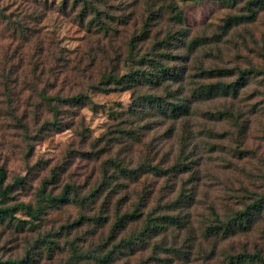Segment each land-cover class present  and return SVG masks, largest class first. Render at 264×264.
<instances>
[{"label": "rangeland", "instance_id": "374dc122", "mask_svg": "<svg viewBox=\"0 0 264 264\" xmlns=\"http://www.w3.org/2000/svg\"><path fill=\"white\" fill-rule=\"evenodd\" d=\"M40 1L45 7L36 15L45 42L51 37L68 53L82 49L94 30L86 28L91 16L81 25L79 10L60 9L68 0ZM117 4L123 12L115 18L113 37L122 73L137 68L139 53L148 49L152 57L172 55L161 62L179 75L170 87L190 113L176 122L139 115L129 137L120 130L128 129V119L114 120L109 112L127 115L131 90L88 89L89 106L73 128L58 133L42 127L52 116L47 109H33L39 102L27 103L25 94L20 97L24 108L19 107L0 88V171L5 173L0 189L9 187L0 207L23 203L32 208V215L20 209L11 220L0 218V261L106 264L104 255L125 239L132 251L122 246L107 264H264V0ZM28 5L27 0H0V9L17 20L30 14ZM151 14V30L131 50L130 40L138 39L142 19ZM169 32L182 34L181 43L163 48L156 42ZM145 92L162 96L146 87L139 94ZM177 161L181 170L171 173ZM68 184L78 198L64 204L45 201L39 191L57 196ZM134 209L138 219L108 240L115 217ZM245 211L250 219L240 224ZM82 216H101L107 223ZM229 224L231 234L207 233L210 226ZM147 226L156 230L139 237Z\"/></svg>", "mask_w": 264, "mask_h": 264}, {"label": "trees", "instance_id": "16d2710c", "mask_svg": "<svg viewBox=\"0 0 264 264\" xmlns=\"http://www.w3.org/2000/svg\"><path fill=\"white\" fill-rule=\"evenodd\" d=\"M28 11L30 14L23 13V17L19 20L12 19L13 16L6 14V9H0V88L3 90V97L8 98L14 96L16 104L23 107L20 103L21 95L28 94L27 103L33 101L39 102L33 107L34 110H40L44 113L47 109L49 115L52 116L51 121L47 120L42 124V127L48 131L61 132L62 130L71 129L76 125L75 118L79 112L87 105L88 89L98 90L102 93L108 94L119 89L131 90L132 107L129 113L124 114L119 110L112 109L109 115L112 119L121 116L126 117L128 129L121 128L122 134L129 137L133 136V127L136 122V117L139 115H153L160 116L163 119L176 122L180 118L187 116L189 111L188 103L181 101L177 95L179 92L173 91L170 83H176L179 75L171 71L170 67L161 62L162 58H171L172 55H159L155 53H139V65L129 73H122L120 62L122 55L119 49L115 46L113 33H117V26L114 24L115 18L117 20L122 16V8L117 4L120 0H68L72 5L66 3L61 4L60 9H69L71 12L78 11L77 19L81 25H84L87 19V30L91 38L85 41L82 49L75 53H68L59 47V44L51 37L48 38V43L39 31V14L42 12L45 5L40 0H27ZM174 12L175 21L179 22V13L175 8L170 9ZM123 12V11H122ZM36 13H39L36 15ZM121 16H118L120 15ZM33 15V16H31ZM154 14L142 19V27L138 39L132 37L129 44L131 50L134 43L142 41L144 35L151 30L153 24ZM19 17V16H18ZM150 28V29H149ZM182 34L169 32L165 34L161 40H157V44L161 47L173 45L172 43L180 42L178 37ZM47 45V50L43 46ZM128 55V53H127ZM158 57V60H157ZM93 74V77H92ZM210 75V72L204 73ZM96 81L92 83L93 78ZM92 77V78H91ZM86 86L87 89H86ZM148 88L162 91V96L156 93L145 92L139 94L140 89ZM0 89V90H1ZM212 93L211 86H207L206 94L210 96ZM26 110V109H25ZM176 169L171 173H176L181 170L179 164L176 162ZM116 169L124 175L134 178L135 174L131 171H126L118 164H114ZM184 167V166H182ZM56 174L52 173V177ZM5 177L4 171H0V181ZM18 181V180H17ZM23 181L19 179L18 182ZM1 188V187H0ZM9 188V187H8ZM8 188L0 189V200L7 196ZM98 189V190H97ZM90 193L93 197L97 195L100 188H97ZM42 198L51 203L64 204L70 201V198L77 199L76 188L71 185H65L61 193L57 196L51 194L44 195V190H39ZM24 209L28 214L32 215V208L30 206L20 203L12 208L0 207L1 219H13L15 211ZM240 224L246 219L249 221L251 212L245 211L240 215ZM139 217L136 209L132 212H125L115 217L112 228L109 232L108 240H112L113 236L118 231L126 228V225L135 222ZM82 220H90L98 225L107 223L106 218L101 216L85 218ZM78 221L75 222V224ZM241 226V225H240ZM208 227L207 233L211 235L231 234L234 228L232 225ZM156 226H147V230L142 232L139 237L150 235L146 233H153ZM120 241L119 244L114 245L113 249L106 253L103 261L107 264L110 262L113 254H121L120 248L132 251V244L129 241ZM122 248V249H123ZM123 249V250H124ZM0 264H22L20 261L10 260L1 262Z\"/></svg>", "mask_w": 264, "mask_h": 264}]
</instances>
